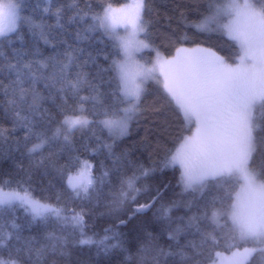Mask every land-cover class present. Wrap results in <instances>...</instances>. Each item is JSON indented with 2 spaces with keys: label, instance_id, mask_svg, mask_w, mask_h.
<instances>
[{
  "label": "snow or ice",
  "instance_id": "obj_1",
  "mask_svg": "<svg viewBox=\"0 0 264 264\" xmlns=\"http://www.w3.org/2000/svg\"><path fill=\"white\" fill-rule=\"evenodd\" d=\"M23 7L20 0H0V39L7 40L9 45L23 24H28L33 31L38 27L31 18L22 15ZM145 8L144 0L119 8L109 4L102 13L92 17L93 24L86 30H102L113 43L114 57L103 71L111 74L110 83H115L112 95L123 107L107 106L96 113L102 119L94 121L84 114L83 102L90 97L79 96L76 106L60 108L63 119L49 135L48 126L53 117L43 107L45 101H54L57 94L66 97L69 91L78 96L85 88L96 93L97 86L83 70L86 62H77L75 50L65 52L62 57L57 54L41 59L36 58L39 52L15 49L12 60L0 66V73L8 79L6 84H0L5 98L3 106L12 112L16 124L25 129L24 147L28 154L33 157L41 154L35 161L36 167L57 173L77 199H91L97 181L93 165L79 156L69 154L65 163H60L62 154L71 148L73 133L98 122L115 142L128 134L135 118L145 113L161 116L172 108L182 114L184 132L188 134L179 137L174 148L166 149L164 165L179 167L178 184L185 192L203 194L208 185L215 183L217 194L202 213L206 228L201 230L199 218L194 216L189 217L187 225L177 224L170 232V238L175 239L186 229L196 227L200 244L190 242L170 255H178L179 264H264V0L259 4L254 0H213L196 24L201 32L220 33L235 42L237 59L231 64L225 63L212 48L184 47L186 38L177 41L181 46L175 47L174 55H163L152 46L144 20ZM120 26L124 35L119 34ZM40 35L47 42L44 34ZM160 39L173 43L166 33ZM143 50L154 51V59L141 63L138 56ZM74 67L78 71L73 78ZM149 81L160 85L162 94L145 108L142 104ZM161 123L168 125L166 119ZM45 147L52 149L47 155H43ZM103 147L111 153L113 145ZM258 151L261 162L253 168ZM154 171L139 166L132 175L120 177L118 185L109 192L110 211L123 214L127 205L136 203L140 192L137 185ZM107 175L105 172L104 176ZM234 178L243 180L242 195L238 193L235 198L228 188ZM100 182L103 184V180ZM12 183L11 180L0 183V215L19 206L37 223L55 220L62 231L61 234L46 233L47 243L37 245L34 239H28L21 244L19 225L11 222L6 227L0 226V264H47L49 255L64 257L69 243L64 229H71L72 234L79 230L80 245L95 243L105 252L119 247V243H109L117 239V234H106L99 241L88 237L82 212L73 210L69 215L65 208L35 199L22 186L25 182L17 181L15 187ZM158 199L159 196L153 197L150 204L137 205L135 213L151 210ZM157 211L167 219L171 207L161 204ZM221 234L228 255L215 251L220 246ZM249 244L253 246L247 247ZM150 251L156 253L149 243L129 264H159L158 257L163 253L150 255Z\"/></svg>",
  "mask_w": 264,
  "mask_h": 264
},
{
  "label": "trees",
  "instance_id": "obj_2",
  "mask_svg": "<svg viewBox=\"0 0 264 264\" xmlns=\"http://www.w3.org/2000/svg\"><path fill=\"white\" fill-rule=\"evenodd\" d=\"M128 1L20 0L24 6L22 15L31 18L33 24L38 27L33 31L28 24H23L20 31L11 37V45L7 40L0 39V66L12 60L15 56L14 49L29 53L39 52L40 56L36 58L41 59L57 54L62 57L65 52L75 50L77 62L80 64L86 62L83 70L89 73V80L97 86L96 93L85 88L78 96L69 91L66 97L57 94L54 101H45L43 107L53 117L48 126L49 135L63 119L60 108L70 109L76 106L79 96L90 97L83 102V108L86 110L84 114L94 121L102 119L96 113L102 112L105 107L124 106L117 103L112 95L115 83H110L111 74L103 71L109 67L114 57L112 41L102 30L95 32L86 30L93 24L92 17L102 13L104 7L109 4L117 7ZM144 2L146 4L144 20L149 27L152 46L158 48L163 55H174L175 47L181 46L177 41L186 38L183 42L184 47L200 45L212 48L226 63L236 62L238 48L234 41L220 33L201 32L196 28V24L202 15L206 14L208 5L213 0H144ZM254 2L259 4L260 0ZM41 33L47 38V42L41 38ZM165 33L173 43L160 39ZM154 57V51L143 50L138 59L147 63ZM76 71L78 69L74 67L73 78ZM7 82V77L0 73V84ZM145 87L147 95L144 97L142 107L147 108L162 94V87L151 81ZM2 91L0 87V183L11 180L12 186L15 187L17 181L25 182L22 186L28 188L35 199L65 208L69 215L73 210L82 212L85 220L84 231L94 241L101 240L106 234L109 236L117 234V239L109 243L113 245L119 243V247L109 248L105 252L95 243L80 245L79 230L72 234L71 229H64L63 232L69 236L67 254L64 257L49 255L47 264H129V260L135 261L139 250L149 243L155 248L156 253H163L158 257L159 264H179L180 257L170 253L180 251L190 242L200 244L201 237L196 227L186 229L175 239L170 238V232L177 224L187 225L189 217H198L201 230L206 228L202 213L205 205L217 194L215 183L208 185L203 194L185 192L178 184L180 174L178 167L164 165L166 149L174 148V142L182 135L188 134L184 132L182 114L172 108L166 109L165 114L161 116L145 113L135 118L131 122L128 134L116 139L115 142L98 122L73 133L71 148L62 154L60 163H65L69 154L79 156L93 165V175L97 181V188L91 199H77L57 173L51 169L36 167L35 161L40 159L41 154L38 153L35 157L28 154L27 148L24 147L25 129L16 124L11 111L5 110ZM92 96H96V99H91ZM257 116L259 118V110ZM165 119L168 122L167 126L161 123ZM105 144L113 145L111 153L103 147ZM28 147H31V143ZM51 150L45 147L43 155H47ZM260 162L261 154L258 151L253 168H257ZM139 166L155 171L137 185L140 192L137 194L136 203L127 205L123 214L111 212L110 189L118 185L120 177L132 175ZM105 172L109 175L104 176ZM239 186V179L229 181L228 188L233 198ZM157 196L159 199L155 207L144 213H135L134 208L137 205L147 204ZM161 204L171 207L167 219L158 214L157 210ZM121 220L125 223L121 224ZM11 222L20 227L21 244L28 239H34L37 245L47 243L44 239L46 233L55 231L61 234L62 231L55 220L37 223L19 206L9 213L0 215V226L6 227ZM109 228L112 232L106 233L105 229ZM225 247L226 242L221 234L220 246L215 251L228 253ZM206 251L205 249V254ZM156 253L150 251L149 254Z\"/></svg>",
  "mask_w": 264,
  "mask_h": 264
},
{
  "label": "rangeland",
  "instance_id": "obj_3",
  "mask_svg": "<svg viewBox=\"0 0 264 264\" xmlns=\"http://www.w3.org/2000/svg\"><path fill=\"white\" fill-rule=\"evenodd\" d=\"M136 2V0H129L126 4H123V5H120V6H117V7H115V8H119V7H121V6H126V5H131V4H134ZM200 22V21H199ZM198 22V23H199ZM119 34L120 35H124L125 33H124V30H123V26H120V28H119ZM195 47V46H194ZM187 48H193V47H187ZM175 54V53H174ZM220 57V56H219ZM141 63H144L143 61H140ZM226 63V62H225ZM169 166H171V165H169ZM178 167V166H177ZM178 169H179V167H178ZM240 180V179H239ZM242 185H243V180H240V186H239V189L237 190V192L235 193V196L238 194V193H240L241 195H242ZM235 196H234V198H235ZM247 247H252V246H250V245H246ZM229 253H224V255H228Z\"/></svg>",
  "mask_w": 264,
  "mask_h": 264
},
{
  "label": "water",
  "instance_id": "obj_4",
  "mask_svg": "<svg viewBox=\"0 0 264 264\" xmlns=\"http://www.w3.org/2000/svg\"><path fill=\"white\" fill-rule=\"evenodd\" d=\"M152 202V200L150 202H148L147 204H150ZM137 207V206H136ZM136 207L134 209H136ZM148 209H145L143 212H140V213H144L146 212Z\"/></svg>",
  "mask_w": 264,
  "mask_h": 264
}]
</instances>
